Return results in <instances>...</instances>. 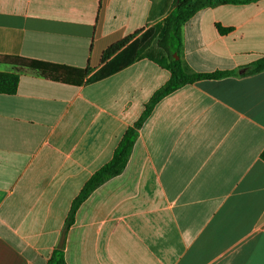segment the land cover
I'll use <instances>...</instances> for the list:
<instances>
[{
  "label": "crops",
  "instance_id": "0c3cea01",
  "mask_svg": "<svg viewBox=\"0 0 264 264\" xmlns=\"http://www.w3.org/2000/svg\"><path fill=\"white\" fill-rule=\"evenodd\" d=\"M161 1L0 0V55L89 78L109 47L167 16L150 21ZM173 56L237 74L186 84L143 121L171 77L149 58L81 86L26 70L16 94H0V264H47L61 247L66 264H264V70L251 73L264 57V0L199 10ZM141 121L124 171L65 233L73 201Z\"/></svg>",
  "mask_w": 264,
  "mask_h": 264
},
{
  "label": "trees",
  "instance_id": "16d2710c",
  "mask_svg": "<svg viewBox=\"0 0 264 264\" xmlns=\"http://www.w3.org/2000/svg\"><path fill=\"white\" fill-rule=\"evenodd\" d=\"M258 0H162L154 4L150 14V21L167 15L161 22L156 23L133 40L128 37L111 47L104 55L106 64L95 74H91L89 68H77L41 60L30 59L22 56L0 55V63L11 66L14 71L0 72V94L14 95L18 91L20 75L26 70L55 82L71 86H81L85 81L94 82L106 78L134 63L141 58H149L168 68L171 72L169 81L154 95L146 108L142 121L150 113L153 105L163 96L174 90L203 79H220L237 74L235 71H217L214 73H197L193 71L181 58L175 59V53L179 55L182 40V29L185 23L199 10L225 3H244ZM136 36V35H135ZM133 40V41H132ZM130 41H132L130 43ZM121 50V51H120ZM120 51V52H119ZM119 52L113 59L110 58ZM264 70V57L258 59L251 67V73ZM129 129L122 138L114 152L112 159L97 170L86 182L77 198L73 201L68 214L64 232L66 233L75 220V215L86 199L102 184L119 176L126 168L134 144L137 139V129ZM264 161V151L261 154ZM64 248L56 249L47 264H66Z\"/></svg>",
  "mask_w": 264,
  "mask_h": 264
},
{
  "label": "water",
  "instance_id": "95a60500",
  "mask_svg": "<svg viewBox=\"0 0 264 264\" xmlns=\"http://www.w3.org/2000/svg\"><path fill=\"white\" fill-rule=\"evenodd\" d=\"M176 59H179L178 57Z\"/></svg>",
  "mask_w": 264,
  "mask_h": 264
}]
</instances>
